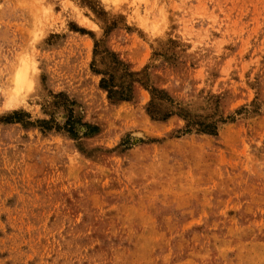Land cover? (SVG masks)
<instances>
[{"label":"rangeland","instance_id":"1","mask_svg":"<svg viewBox=\"0 0 264 264\" xmlns=\"http://www.w3.org/2000/svg\"><path fill=\"white\" fill-rule=\"evenodd\" d=\"M0 264H264V0H0Z\"/></svg>","mask_w":264,"mask_h":264},{"label":"trees","instance_id":"2","mask_svg":"<svg viewBox=\"0 0 264 264\" xmlns=\"http://www.w3.org/2000/svg\"><path fill=\"white\" fill-rule=\"evenodd\" d=\"M111 77H112V75H111ZM100 83H101V86L108 91L109 98L116 99V100L128 99L129 95H128L127 91H125V90L120 91V90L114 89L115 85L109 84L108 79L102 78ZM18 115H19V112H13L11 115H9L10 120L17 119ZM64 126H65V128H67L66 130H68V132L71 133L72 135H75L77 133L76 129H74L75 124L71 118H68V120L65 122ZM86 126H87V129H86L87 131H85L84 134H93V133H96L98 131V127L96 125L87 124Z\"/></svg>","mask_w":264,"mask_h":264},{"label":"bare ground","instance_id":"3","mask_svg":"<svg viewBox=\"0 0 264 264\" xmlns=\"http://www.w3.org/2000/svg\"><path fill=\"white\" fill-rule=\"evenodd\" d=\"M17 82V81H16ZM12 101V100H11Z\"/></svg>","mask_w":264,"mask_h":264}]
</instances>
